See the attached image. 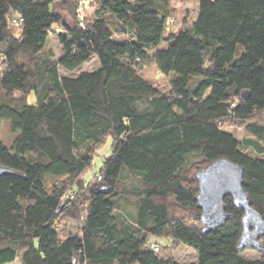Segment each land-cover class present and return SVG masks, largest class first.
Segmentation results:
<instances>
[{"label":"trees","instance_id":"1","mask_svg":"<svg viewBox=\"0 0 264 264\" xmlns=\"http://www.w3.org/2000/svg\"><path fill=\"white\" fill-rule=\"evenodd\" d=\"M170 1L113 0L112 14L70 25L63 11L79 14L81 0H0V120L12 134L0 139L12 170L0 177V264H178L179 245L195 251L189 264H264L238 249L243 211L231 197L232 219L203 233L194 178L219 158L239 165L264 220V0H198L176 32ZM165 41L175 50L161 90L139 70ZM92 56L96 70L59 74ZM63 219L76 234H61Z\"/></svg>","mask_w":264,"mask_h":264},{"label":"rangeland","instance_id":"2","mask_svg":"<svg viewBox=\"0 0 264 264\" xmlns=\"http://www.w3.org/2000/svg\"><path fill=\"white\" fill-rule=\"evenodd\" d=\"M71 1V0H70ZM84 2V3H82ZM91 0H81L82 4L78 5L79 14L75 13V5L70 4L66 8L67 12L63 11L64 19L70 25H75L77 21V15L81 21L93 20L96 16L95 10L100 8L105 14H112L114 12L113 0H105L102 5H99L98 2ZM170 7L172 8V20L169 23V30L172 32L178 31V29H183L189 27L190 22L195 16L197 11L198 0H171ZM77 7V6H76ZM168 30V31H169ZM168 32L166 33V35ZM117 38L120 35H115ZM51 49L52 51V60L55 61L59 58L61 53V45L58 43L54 35H49L43 50ZM175 47L170 41H165L159 44L157 47H153L147 50V61L139 70L140 74L148 80L153 85L157 86L161 90H167L169 79L171 77L170 63L174 53ZM99 67L98 59L96 56H92L88 61L84 62L79 69H76L72 72H66L62 68H58L59 74L69 77L76 76L80 71H94ZM35 102V95L31 92L27 97V103L33 104ZM229 130H234V134L238 139H242L248 136V134L241 129H233L228 127ZM12 134L9 130V126L6 121L0 120V139L10 140ZM110 139H107L105 144L96 152V155L93 159L94 168L87 173L86 177L88 178L90 174H95L99 171V168L102 166L103 159L108 157L110 154ZM126 210H130L128 205H125ZM78 222L70 219H63L58 224V229L61 231V234H76L78 228ZM263 242V241H262ZM242 255L246 258H258L260 253L251 250L245 249L242 252ZM195 251L185 245H179L173 252V259L178 264H189L196 261ZM5 264H20L19 259L15 258L13 261Z\"/></svg>","mask_w":264,"mask_h":264},{"label":"water","instance_id":"3","mask_svg":"<svg viewBox=\"0 0 264 264\" xmlns=\"http://www.w3.org/2000/svg\"><path fill=\"white\" fill-rule=\"evenodd\" d=\"M246 95L247 92H242L241 100ZM11 172V169L0 165V177ZM194 178L197 180L196 201L201 210L203 233L218 230L232 219V215L224 210L223 204L225 197H231L235 207L243 211L238 249L264 253V220L250 206L248 196L243 190V168L226 158H219L195 173Z\"/></svg>","mask_w":264,"mask_h":264},{"label":"built area","instance_id":"4","mask_svg":"<svg viewBox=\"0 0 264 264\" xmlns=\"http://www.w3.org/2000/svg\"><path fill=\"white\" fill-rule=\"evenodd\" d=\"M150 248H152L154 251H157L159 248V245L156 242H151Z\"/></svg>","mask_w":264,"mask_h":264}]
</instances>
